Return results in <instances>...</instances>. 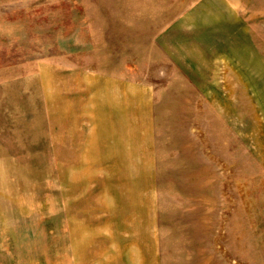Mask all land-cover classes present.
<instances>
[{"label":"rangeland","instance_id":"rangeland-1","mask_svg":"<svg viewBox=\"0 0 264 264\" xmlns=\"http://www.w3.org/2000/svg\"><path fill=\"white\" fill-rule=\"evenodd\" d=\"M80 72L155 91L160 236L135 247L264 264V0H0V264H73L51 87Z\"/></svg>","mask_w":264,"mask_h":264},{"label":"crops","instance_id":"crops-1","mask_svg":"<svg viewBox=\"0 0 264 264\" xmlns=\"http://www.w3.org/2000/svg\"><path fill=\"white\" fill-rule=\"evenodd\" d=\"M52 78L51 217L65 228L67 255L73 264H161L159 250L135 247L160 236L154 89L113 74Z\"/></svg>","mask_w":264,"mask_h":264}]
</instances>
